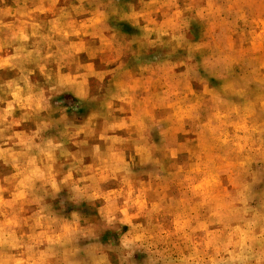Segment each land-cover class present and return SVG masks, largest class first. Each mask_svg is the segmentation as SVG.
Segmentation results:
<instances>
[{
  "label": "clouds",
  "instance_id": "obj_1",
  "mask_svg": "<svg viewBox=\"0 0 264 264\" xmlns=\"http://www.w3.org/2000/svg\"><path fill=\"white\" fill-rule=\"evenodd\" d=\"M0 264H264V0H0Z\"/></svg>",
  "mask_w": 264,
  "mask_h": 264
}]
</instances>
